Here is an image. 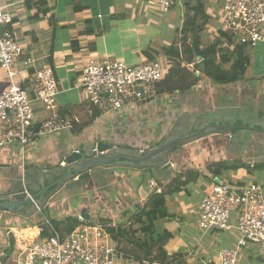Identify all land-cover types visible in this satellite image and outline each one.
I'll return each mask as SVG.
<instances>
[{"label": "crops", "instance_id": "0c3cea01", "mask_svg": "<svg viewBox=\"0 0 264 264\" xmlns=\"http://www.w3.org/2000/svg\"><path fill=\"white\" fill-rule=\"evenodd\" d=\"M45 1L46 5L42 6L41 0H0L13 17L10 28L23 48L14 67L13 80L0 68V95L9 90L13 81L26 88L28 78L35 71L50 66L58 82L60 115L69 129L35 140L25 156L17 144L0 149V201L8 200L14 191L35 195L59 181L68 171L81 166L70 167L66 163L67 157L77 150L90 159L93 150L103 143L113 147L104 160L121 155L133 158L131 153L144 156L160 144L190 136L207 125L241 123V127H254L256 131H241L237 141L236 133H230L181 143L174 152L170 148L149 164H130L118 159L113 165L92 169L90 178L81 186L68 188L77 179L73 177L38 200L50 212L49 217L43 210L50 220L64 221L86 215L90 220L85 219L91 223L103 220L108 226L116 227L127 221L128 226L127 212L134 213L137 207H144L153 192L165 191L175 178L182 177L184 181L192 173L193 181L168 197L170 217L157 222L156 229L169 236L164 249L177 262L216 264L219 251L232 248L236 238L228 232L204 233L199 229L206 193L213 184L222 182L239 186L255 183L264 188V168L259 167L264 164V62L260 67L254 64L246 80L226 86L215 85L202 75L199 64L186 65L172 79L160 84L155 101L117 113L101 112L86 103L76 86L86 62L96 58L140 65L149 61L146 52L152 51L159 54L156 59L168 62L167 79L173 65L162 49L174 44L187 6L180 5L169 14L180 15H177L180 25L173 28L176 26L173 17H160L147 0ZM224 3V0H206L211 24L219 16L221 19ZM48 10H53V14ZM47 117L37 109L35 129ZM215 164L247 165L251 169L246 168L245 175L237 170L216 178L210 170ZM153 183L157 184L155 190L151 188ZM114 196L117 203L112 201ZM74 200L80 202L75 209ZM20 211L33 214L23 217L0 210L3 264H18L14 246L7 237L8 230L36 221L32 203ZM237 219L238 214H233L232 220ZM128 253L119 252L115 264H153L141 251ZM241 264H264L259 249H244Z\"/></svg>", "mask_w": 264, "mask_h": 264}, {"label": "built area", "instance_id": "2783aa9c", "mask_svg": "<svg viewBox=\"0 0 264 264\" xmlns=\"http://www.w3.org/2000/svg\"><path fill=\"white\" fill-rule=\"evenodd\" d=\"M190 1L147 0L149 6L163 15ZM224 2L222 32L229 33L235 42L250 48L264 42V0ZM6 9L0 3V68L5 69L13 80L16 76L14 67L23 48L10 28L13 17ZM169 67L163 58L140 65L90 58L76 86L87 104L101 112L117 113L155 101ZM58 90L50 66L35 71L28 78L26 88L12 82L9 90L0 95V149L17 144L25 156L35 140L69 129L60 115ZM37 109L48 117L35 129ZM75 153L82 154L79 150ZM94 153L98 156L104 154L98 153L97 149ZM156 187V183L151 185L153 190ZM25 192L31 198L32 194ZM32 205L41 222L13 226L7 232L18 264H115L119 246L107 232V226L91 223L80 215L77 217L78 229L63 236L44 215L39 202L34 200ZM235 213L238 214L237 221L232 220ZM198 226L204 233L219 230L235 235V245L220 250L216 264H241L242 252L249 247L258 248L264 261V188L255 183L249 186L230 182L213 184L202 201Z\"/></svg>", "mask_w": 264, "mask_h": 264}, {"label": "trees", "instance_id": "16d2710c", "mask_svg": "<svg viewBox=\"0 0 264 264\" xmlns=\"http://www.w3.org/2000/svg\"><path fill=\"white\" fill-rule=\"evenodd\" d=\"M41 2L42 6L46 5L45 0H41ZM186 6L187 11L183 18L184 23L180 29H177V36L183 34L182 48H176L175 45H172L169 49L163 48L164 55H166L167 59L173 65L169 76L167 79L165 78V80L172 79L180 68L196 63L199 64L202 75L211 80L215 85L226 86L246 80L247 72L251 67L250 47L237 44L232 50H227L226 53L222 54L219 46L222 43H228L230 46H233L235 41L233 40V36L229 33L222 32V26L219 25L218 30L220 37L211 44H205L204 40L207 34H205L204 28L205 25L211 21L210 17L207 15L206 0H192L188 2ZM53 12L54 11L51 10L49 13L53 14ZM200 21H202V25H198ZM189 33L191 36H188ZM177 39L178 38H176L174 44ZM188 40L192 41L190 45L188 44ZM146 55L149 57V61H154L159 54H153L152 51H147ZM242 125L241 123L235 124V126L238 127ZM230 133L234 134L237 133V131ZM179 146L180 144L172 146L170 152H174ZM124 149V151L127 152H134L129 148ZM131 154H133V158L142 157V155L136 152ZM151 160L143 164H149ZM242 167L248 170L251 169L250 166L247 165L215 164L210 167V170L216 178H221L224 172L237 171ZM259 167L264 168V164ZM197 176H199V174ZM193 177L191 173L184 181L182 177L175 178L165 191L161 193L153 192L148 197L144 207L139 206L134 213L127 212L125 214V219L129 221L128 226L126 225L127 221L116 227L108 226L107 222L103 220L102 222L99 221L98 224L107 226V232L117 242L119 252L124 253L125 251L127 253L133 252L136 254L137 251H141L153 264H185L177 262L175 258L173 259L168 255L167 251L164 249V245L169 236L157 231L156 224L170 217L167 208L168 197L186 188L193 181ZM22 209H25V207ZM51 223L55 230L63 236L73 233L79 227L77 218H68L64 221L51 220ZM11 244L13 245L12 242ZM155 249L156 254L154 253ZM130 254L133 255L132 253ZM137 258L140 259L139 256ZM2 261L3 260H1V262Z\"/></svg>", "mask_w": 264, "mask_h": 264}, {"label": "water", "instance_id": "95a60500", "mask_svg": "<svg viewBox=\"0 0 264 264\" xmlns=\"http://www.w3.org/2000/svg\"><path fill=\"white\" fill-rule=\"evenodd\" d=\"M237 129L256 131V128H252V127H245V126L238 127V126L211 124L203 127L198 132L191 134L190 136L177 138L175 140L167 142L161 145L159 148L152 150L145 156H142L141 158H137V159L131 158L129 156L121 155L117 158L104 160V158L107 156V153H109V151H112L113 147L103 143L99 144L98 147L96 148L98 153H104L103 156H98L97 154L94 153L93 150V152L90 154L91 156L90 159H86V157L83 154H78L74 152L67 157L66 163L70 167L73 165H81V166L71 171H68L67 174H65L59 181L54 182L50 186L44 188L40 193L32 195L31 198H28V195L24 190H22L20 193H16V191H14L15 193H13L8 200L0 201V210L11 214H18L23 217L32 216L33 213L27 214L20 210L24 207L29 206L32 203V201L34 200L38 201L39 199L43 198V196L47 194L49 191L63 186L66 182L69 181V179H72L73 177H76L77 179L74 182H72V184H70L68 188L73 189L76 186H81L85 180L90 178L91 176L90 171L94 168L97 169L98 167L107 166L111 164L113 165V163L118 159L126 161L127 163L130 164L141 165L142 163L149 161L160 154H166L169 151V149L176 144L188 143L193 140H202L208 136L215 134L226 135V134H230V132H233ZM86 160L88 161L85 162ZM83 161L85 163L81 164ZM113 169H111V171H113ZM40 205L43 206L42 203ZM84 217H86L87 220H90L89 216L85 215Z\"/></svg>", "mask_w": 264, "mask_h": 264}, {"label": "rangeland", "instance_id": "374dc122", "mask_svg": "<svg viewBox=\"0 0 264 264\" xmlns=\"http://www.w3.org/2000/svg\"><path fill=\"white\" fill-rule=\"evenodd\" d=\"M173 15V14H172ZM166 15L165 14V16H163V14H159V16L160 17H165V18H171V17H173L172 18V23L173 24H175L176 26H173V28L174 27H177L178 28V26L180 25V23H181V19H180V17L178 18V16L177 15H179L178 13L176 14V15ZM167 16V17H166ZM180 16V15H179ZM220 20V21H219ZM212 22L210 21L209 23H207L206 25H205V34H207V37H205V40H204V42H205V44H211V43H213L217 38H218V35H219V30H218V27H217V24L219 25V26H222V17H221V19H220V16L217 18V20L215 21V22H213L214 24H211ZM202 25L203 23H202V21H200L199 23H198V25ZM213 31V33H209V32H212ZM190 35V33L188 34V36ZM183 34H181V36L180 35H178L177 36V41H176V43L175 44H173V45H175V47L176 48H182V44H183ZM191 36V35H190ZM191 40H188V44L190 45L191 44ZM238 43L237 42H235V44L233 45V46H230L228 43H222L220 46H219V48H220V51H221V53L222 54H224V53H226V51L227 50H232L233 48H234V46L235 45H237ZM161 47V46H160ZM162 51H163V49H162ZM164 52V51H163ZM249 52H250V54H251V67H250V69L253 67V65L255 64L256 66H258V67H260L259 66V64H261V63H263L264 62V42H259L257 45H256V47L255 48H250L249 49ZM166 57V56H165ZM257 61V62H256ZM256 62V63H255ZM249 69V70H250ZM254 128V127H253ZM241 131H245V130H237V133H236V141H237V139H238V137H239V135H240V132ZM255 136V135H254ZM247 137H249V134L247 135ZM251 137H253L252 135L250 136V138ZM85 157L87 156V154L86 155H84ZM240 171H241V174H243L244 173V175H245V170H246V168L245 167H242V168H240L239 169ZM253 180L251 179L250 180V183L252 182ZM66 194H68V192L66 191L65 192ZM111 194H114V192H112ZM116 198L117 197H112V201H113V203L115 202V203H117V201L118 200H116ZM81 200H83L82 198H80ZM80 204V202L79 201H73V207H74V209L75 208H77L78 207V205ZM111 204V203H110ZM109 204V205H110ZM42 208H43V210L45 211V213H47L48 214V216L50 217V212H48L47 210H45V208H44V206H42ZM37 214H39V213H37ZM37 214H35V218H36V221L35 222H31V225H34L35 223H39V222H41V219H40V217H39V215H37ZM5 234V233H4Z\"/></svg>", "mask_w": 264, "mask_h": 264}]
</instances>
